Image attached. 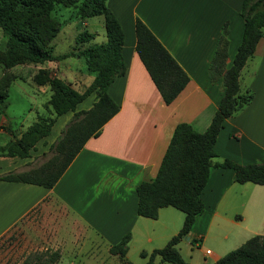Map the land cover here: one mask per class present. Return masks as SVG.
Returning a JSON list of instances; mask_svg holds the SVG:
<instances>
[{
    "label": "crops",
    "instance_id": "crops-1",
    "mask_svg": "<svg viewBox=\"0 0 264 264\" xmlns=\"http://www.w3.org/2000/svg\"><path fill=\"white\" fill-rule=\"evenodd\" d=\"M241 3L242 0H108L124 33L126 70L107 88L118 111L98 136L85 141L52 187L0 180V238L37 210L44 220H52L55 229L59 228L56 248L44 249L57 250L59 259L67 241L77 256L88 240L92 243L93 264H121L109 248L127 233L130 240L125 258L134 264L146 262L147 258L142 262L136 258L141 251L149 253L164 246L182 227L184 213L167 206L160 208L153 219L138 215L135 188L155 177L177 123H189L199 132L210 124L224 86L222 77L211 80L208 66L224 28L228 39L226 67L231 65L243 31ZM137 18L189 76L186 86L169 104L164 103L136 54ZM239 84L243 90L250 89L253 98L225 120L214 144L218 155L215 160L264 163V36L242 68ZM93 101L94 97L88 108ZM80 104L78 109H86ZM71 115L67 112L58 116L55 124L63 127ZM55 136L43 137V153ZM28 158L0 157V174L29 165ZM234 177L231 168L210 169L201 195L204 210L196 215L189 236L182 239L189 244L200 240L204 251L199 249L201 257L192 252L187 262L213 264L249 237L264 234V186L238 183ZM58 209L61 213L56 215ZM208 237L213 248L205 246Z\"/></svg>",
    "mask_w": 264,
    "mask_h": 264
},
{
    "label": "trees",
    "instance_id": "trees-1",
    "mask_svg": "<svg viewBox=\"0 0 264 264\" xmlns=\"http://www.w3.org/2000/svg\"><path fill=\"white\" fill-rule=\"evenodd\" d=\"M57 4L77 7L79 13L86 18L103 16L107 41L91 45L80 53L84 56L87 67L97 74L89 88L81 94L59 80L51 81L54 89L51 104L56 111L55 118L49 123L37 121L31 124L18 140L20 151H8L5 156L30 157L29 149L50 134L57 117L71 112L72 115L60 134L49 145L48 151H53V155L39 166L20 172L10 170L2 173L0 180L52 187L85 141L98 136L103 125L119 108L108 94L107 88L115 77L123 75L126 70L122 54L124 33L108 6V0H0V28L6 35L0 63L8 68L23 62L40 63L54 58L41 40V23H47L46 29H56L50 17L53 6ZM239 14L243 20V31L231 65L226 67L228 39L227 29L224 28L208 66L211 80L222 77L224 86V94L210 124L199 132L189 123H177L155 177L140 182L135 188L138 215L153 219L157 217L160 208L167 206L184 213L182 227L164 246L154 248L149 253L140 252L141 257L147 258L144 264H191L183 259L177 244L189 236L196 215L204 210L201 195L212 167L233 169L234 180L238 183L252 182L264 186V163L240 164L230 158L215 160L218 155L214 144L225 120L249 104L253 98L250 89L240 88L239 77L246 61L254 53L257 42L264 36V0H242ZM134 32L136 54L164 103H171L186 86L188 74L138 18L134 23ZM92 38L93 34L84 31L76 39L88 41ZM6 86L7 84L0 82L2 110L6 106ZM92 92L95 98L92 105L87 109H78L76 106L90 97ZM7 146H0V152ZM129 240L130 234L127 233L109 248V252L117 255L121 264H134L125 258ZM191 241L194 242V239ZM33 259L30 264H53L59 259V252L41 251ZM29 262L30 258L26 257L21 264ZM213 264H264V234L249 237Z\"/></svg>",
    "mask_w": 264,
    "mask_h": 264
},
{
    "label": "rangeland",
    "instance_id": "rangeland-1",
    "mask_svg": "<svg viewBox=\"0 0 264 264\" xmlns=\"http://www.w3.org/2000/svg\"><path fill=\"white\" fill-rule=\"evenodd\" d=\"M50 18L53 19L56 29H46L47 23H41V40L50 49L53 59L40 63L23 62L8 68L0 63V82L7 84L6 106L3 110L0 109V146L8 145L0 152V157H8L5 156L8 151L16 153L20 151L18 140L31 124L37 121L49 123L55 118L56 111L51 104L54 94L51 81L59 80L81 94L89 88L97 74L87 67L84 56L80 53L91 45H100L107 41L103 16L86 18L79 13L77 7L57 4L53 6ZM84 31L93 34V38L88 41H77L78 34ZM5 43L6 35L0 28V60L3 58ZM70 52L73 54H68ZM92 97L94 92L80 106L87 109ZM76 107L78 108V105ZM55 122L50 135L56 134L57 137L65 125L58 127V122L56 124ZM43 139L38 140L35 147L29 149L28 161L31 164L15 170L16 172L39 166L51 158L53 151L47 150V154L42 155ZM59 212L61 213L58 209L55 214L58 215ZM51 223V219L44 220L40 211L36 210L16 225L0 238V264H21L26 257L30 258V264L34 260V255L45 248L55 249L54 243H58L59 228L55 229ZM61 233L65 234L64 228ZM210 239L208 237L205 246L213 248V245L209 244ZM90 248L92 243L87 240L76 256L72 243L67 241L61 259L54 264H93L95 259L91 256ZM178 248L186 261L192 252L201 257V251H204L200 240L197 244H189L188 240L184 239ZM103 251L101 249V253ZM136 258L139 262L143 261L141 256Z\"/></svg>",
    "mask_w": 264,
    "mask_h": 264
},
{
    "label": "built area",
    "instance_id": "built-area-1",
    "mask_svg": "<svg viewBox=\"0 0 264 264\" xmlns=\"http://www.w3.org/2000/svg\"><path fill=\"white\" fill-rule=\"evenodd\" d=\"M205 253H206V254H210V250H206Z\"/></svg>",
    "mask_w": 264,
    "mask_h": 264
},
{
    "label": "bare ground",
    "instance_id": "bare-ground-1",
    "mask_svg": "<svg viewBox=\"0 0 264 264\" xmlns=\"http://www.w3.org/2000/svg\"><path fill=\"white\" fill-rule=\"evenodd\" d=\"M128 250V249H127Z\"/></svg>",
    "mask_w": 264,
    "mask_h": 264
}]
</instances>
